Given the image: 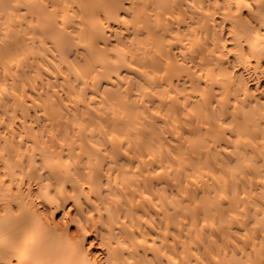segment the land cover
Segmentation results:
<instances>
[{
	"label": "bare ground",
	"instance_id": "1",
	"mask_svg": "<svg viewBox=\"0 0 264 264\" xmlns=\"http://www.w3.org/2000/svg\"><path fill=\"white\" fill-rule=\"evenodd\" d=\"M0 264H264V0H0Z\"/></svg>",
	"mask_w": 264,
	"mask_h": 264
}]
</instances>
